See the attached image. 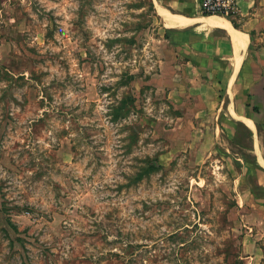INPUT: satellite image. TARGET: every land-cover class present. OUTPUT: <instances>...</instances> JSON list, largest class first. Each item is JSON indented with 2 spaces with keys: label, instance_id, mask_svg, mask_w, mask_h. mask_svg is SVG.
Returning a JSON list of instances; mask_svg holds the SVG:
<instances>
[{
  "label": "rangeland",
  "instance_id": "1",
  "mask_svg": "<svg viewBox=\"0 0 264 264\" xmlns=\"http://www.w3.org/2000/svg\"><path fill=\"white\" fill-rule=\"evenodd\" d=\"M165 35L152 0H0V264H264V83L172 94Z\"/></svg>",
  "mask_w": 264,
  "mask_h": 264
},
{
  "label": "crops",
  "instance_id": "2",
  "mask_svg": "<svg viewBox=\"0 0 264 264\" xmlns=\"http://www.w3.org/2000/svg\"><path fill=\"white\" fill-rule=\"evenodd\" d=\"M153 8L162 24V29L166 34V61L169 58L175 59L174 80L171 84L170 93L179 94L182 98H209L218 97L220 90H224L228 99V93L235 84L243 85L251 83V79L257 77L264 83V76L261 75L264 69V49L259 50L258 60L251 56L248 59V50L252 41L251 31L258 22V17L249 16L252 1L236 0L235 10L240 18L235 20L224 16L229 25L247 36L245 49L240 52V63L235 71V53L233 42L227 30L219 25L210 24L205 18L212 15L202 14L200 9V0H152ZM161 9L164 13H161ZM164 14L175 20V15L186 20H191L186 25H168L164 20ZM236 25V26H235ZM173 63V62H172ZM170 67V65L168 66ZM176 75L178 77H176ZM255 79V78H254ZM256 80L253 82L255 85ZM237 87V88H239ZM261 89L264 85L260 86ZM229 90V91H228ZM232 94V93H231ZM174 96V95H172ZM234 101L229 104V114L245 123L253 124L250 120L240 117L235 106L240 105L236 100V94H233Z\"/></svg>",
  "mask_w": 264,
  "mask_h": 264
},
{
  "label": "bare ground",
  "instance_id": "3",
  "mask_svg": "<svg viewBox=\"0 0 264 264\" xmlns=\"http://www.w3.org/2000/svg\"><path fill=\"white\" fill-rule=\"evenodd\" d=\"M161 13H164V10L161 9ZM175 20H173L172 17L168 16L167 14H164V20L168 25H186L191 22V20H186L180 16L175 15ZM205 21H207L210 24L219 25L224 27L227 30V33L230 35L233 47H234V53H235V71L237 70L239 63H240V52L245 49V46L247 44V36L237 30H234L230 25L227 19L224 16L221 15H212L205 18ZM247 127L251 130L255 129V125L248 124ZM255 133V131H254ZM254 137V136H253Z\"/></svg>",
  "mask_w": 264,
  "mask_h": 264
},
{
  "label": "built area",
  "instance_id": "4",
  "mask_svg": "<svg viewBox=\"0 0 264 264\" xmlns=\"http://www.w3.org/2000/svg\"><path fill=\"white\" fill-rule=\"evenodd\" d=\"M236 0H200V9L205 15H224L227 16L234 11Z\"/></svg>",
  "mask_w": 264,
  "mask_h": 264
},
{
  "label": "trees",
  "instance_id": "5",
  "mask_svg": "<svg viewBox=\"0 0 264 264\" xmlns=\"http://www.w3.org/2000/svg\"><path fill=\"white\" fill-rule=\"evenodd\" d=\"M236 26V25H235Z\"/></svg>",
  "mask_w": 264,
  "mask_h": 264
}]
</instances>
